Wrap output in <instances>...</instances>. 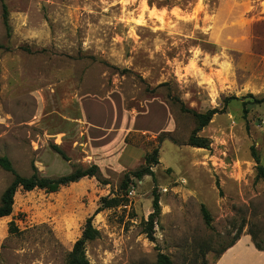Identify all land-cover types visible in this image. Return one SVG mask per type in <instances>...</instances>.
<instances>
[{
  "label": "rangeland",
  "instance_id": "374dc122",
  "mask_svg": "<svg viewBox=\"0 0 264 264\" xmlns=\"http://www.w3.org/2000/svg\"><path fill=\"white\" fill-rule=\"evenodd\" d=\"M0 3V156L22 175L99 166L58 191L19 189L0 218V264H67L103 196L157 148L155 178L98 212L90 264H214L236 234L264 239V0H5ZM155 91L147 89L156 87ZM169 94L204 112L196 119ZM248 102L244 111L243 102ZM68 155L65 160L53 145ZM13 178L0 166V197ZM154 190L161 212L146 232ZM205 206L211 216L207 225Z\"/></svg>",
  "mask_w": 264,
  "mask_h": 264
},
{
  "label": "trees",
  "instance_id": "16d2710c",
  "mask_svg": "<svg viewBox=\"0 0 264 264\" xmlns=\"http://www.w3.org/2000/svg\"><path fill=\"white\" fill-rule=\"evenodd\" d=\"M1 7H2V17L3 22L8 34L11 32V25H10V17H9V8L5 0H0ZM167 82L160 83L156 87L147 89L151 91H155L156 88L160 85H163ZM170 100L173 103L179 104L181 111L190 113L197 121V126L194 129L193 133L189 137V144L197 147H210V140L209 138L201 135H197V131L202 129L206 126L212 119L215 113L219 112L218 108H209L204 112H200L195 110L194 108L187 107L184 102L175 95L169 94ZM252 100L249 102L259 104L264 102V97H256L251 95ZM248 102H243L244 104V111L247 113L249 110L246 107ZM54 149L59 152L65 160H69L68 155L66 152L59 146L54 144ZM158 147L153 149L152 152L146 154L145 156V163L141 165L139 168L127 172L122 180L121 183V190L122 194H117L115 196H103L100 200V204L95 209L94 213L88 216L85 220L84 227L82 229V233L80 237H78L71 249L68 262L67 264H90L87 256H86V243L90 240H94L99 236V230L94 226L93 219L94 216L100 212L101 210L118 206L124 205L128 202V191L130 188V184L133 178L142 179L145 175H151L155 178V172L153 167L159 163L158 157ZM253 158L256 162V169H257V177L262 178L264 181V165L261 163L260 156L258 152L253 148L252 151ZM0 166L10 171L13 174V178L8 186L2 192L0 197V218L8 216L13 211L14 205V197L16 192L19 189H23L25 191H30L34 189H43L48 192H55L58 191L62 186L68 185L72 182H76L83 177H99V166L95 163L89 166L83 165H73L72 169L65 174L58 175V176H47L40 173L38 167L33 163L32 164V173L30 175H22L19 173L11 159L6 156H0ZM100 182L106 183L105 180L99 177ZM153 210L149 214V219L147 221L148 227L146 229L147 234L151 239H153V232H154V220L161 212L160 206V197L159 194L154 190V197L152 201ZM202 213L207 225H211V216L208 209L203 205L202 206ZM251 235L254 244L257 248L264 250V239L259 238L254 232H249ZM240 237V234H236L233 239L227 243L225 246L221 247L220 250L217 252V257L229 246L235 243V241ZM157 264H173L170 256L164 252H158L157 255Z\"/></svg>",
  "mask_w": 264,
  "mask_h": 264
},
{
  "label": "crops",
  "instance_id": "0c3cea01",
  "mask_svg": "<svg viewBox=\"0 0 264 264\" xmlns=\"http://www.w3.org/2000/svg\"><path fill=\"white\" fill-rule=\"evenodd\" d=\"M214 264H264V250L256 247L249 233H243Z\"/></svg>",
  "mask_w": 264,
  "mask_h": 264
}]
</instances>
